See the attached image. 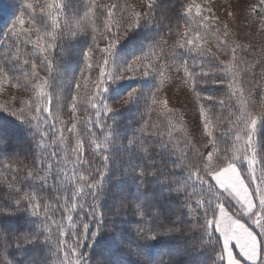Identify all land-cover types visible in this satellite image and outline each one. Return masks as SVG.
I'll return each instance as SVG.
<instances>
[{"label": "snow or ice", "instance_id": "snow-or-ice-1", "mask_svg": "<svg viewBox=\"0 0 264 264\" xmlns=\"http://www.w3.org/2000/svg\"><path fill=\"white\" fill-rule=\"evenodd\" d=\"M204 12L22 0L0 46V95L24 93L0 102V264H264V52ZM248 14L264 30V0Z\"/></svg>", "mask_w": 264, "mask_h": 264}, {"label": "rangeland", "instance_id": "rangeland-1", "mask_svg": "<svg viewBox=\"0 0 264 264\" xmlns=\"http://www.w3.org/2000/svg\"><path fill=\"white\" fill-rule=\"evenodd\" d=\"M190 2L201 5L205 9L204 14L213 16L215 23L221 28L227 24L233 33L238 32L237 37L250 39L264 52V30L260 28V18L248 14L250 6L256 4L257 0H186L185 3ZM209 7L212 9L211 13L207 12ZM178 89L180 90L177 91ZM165 91L171 98L172 104L184 111L185 119H188L189 105L184 96L186 90L181 87L180 81L178 79L172 81Z\"/></svg>", "mask_w": 264, "mask_h": 264}, {"label": "trees", "instance_id": "trees-1", "mask_svg": "<svg viewBox=\"0 0 264 264\" xmlns=\"http://www.w3.org/2000/svg\"><path fill=\"white\" fill-rule=\"evenodd\" d=\"M133 3H136L137 0H132ZM186 2V0H185ZM22 7V0H0V46H5L10 42V38L7 35V30L10 28L11 23L15 16L18 14V9ZM236 33V38L239 42L246 44L250 47V49H254V51H248L246 53V58L250 61L259 60L262 58L261 53L262 50L257 46L256 43H252L250 39L244 37H237L238 32ZM4 34V35H3ZM208 47H212L215 51V41H211L207 45ZM257 71H259V66L257 65ZM135 81L131 82V86H135ZM170 84L168 85V87ZM166 90V89H165ZM14 94H24V93H17L16 89L10 88L7 92L3 95H0V102L9 99L10 95ZM67 119V116H65ZM131 259H136L135 257H130Z\"/></svg>", "mask_w": 264, "mask_h": 264}]
</instances>
